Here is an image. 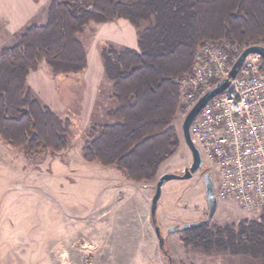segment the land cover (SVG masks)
<instances>
[{
	"label": "rangeland",
	"instance_id": "1",
	"mask_svg": "<svg viewBox=\"0 0 264 264\" xmlns=\"http://www.w3.org/2000/svg\"><path fill=\"white\" fill-rule=\"evenodd\" d=\"M35 10L31 0H0V49L19 42L17 35L11 40L8 25L26 24ZM47 14L48 9L46 18ZM78 39L87 55L83 71L55 74L43 61L27 79L34 98L61 121H69L68 149L43 151L31 159L23 149L12 148L0 138V264H169L159 249L151 205L161 176H182L192 165L182 135L188 113L180 103L173 123L179 148L152 181L130 182L116 167L85 162L82 150L90 128L114 123L108 114L118 106L102 52L106 48L136 50L138 30L124 19L91 21ZM206 174L202 170L190 180L169 181L162 188L157 226L167 238L173 264H258L248 256L206 253L186 243V232L167 234L174 226L208 219ZM261 214L245 212L230 200L221 201L207 225L211 230L236 227Z\"/></svg>",
	"mask_w": 264,
	"mask_h": 264
},
{
	"label": "trees",
	"instance_id": "2",
	"mask_svg": "<svg viewBox=\"0 0 264 264\" xmlns=\"http://www.w3.org/2000/svg\"><path fill=\"white\" fill-rule=\"evenodd\" d=\"M120 19L138 30V50H103L118 106L108 114L114 123L90 128L82 157L116 167L134 183L154 180L179 148L173 125L180 110L178 80L192 70L197 49L207 41L264 46V0H52L44 25L28 26L16 45L0 51V138L6 144L31 159L68 149L69 121L34 98L28 76L43 61L55 74L83 71L87 55L78 34L91 21ZM185 232L186 243L206 253L264 264V210L236 227Z\"/></svg>",
	"mask_w": 264,
	"mask_h": 264
},
{
	"label": "built area",
	"instance_id": "3",
	"mask_svg": "<svg viewBox=\"0 0 264 264\" xmlns=\"http://www.w3.org/2000/svg\"><path fill=\"white\" fill-rule=\"evenodd\" d=\"M254 46L227 47L207 41L199 47L192 70L178 80L181 108L189 113L209 90L228 78L241 54ZM262 63L259 55L248 56L228 91L211 100L190 129L218 202L233 201L249 213L264 210Z\"/></svg>",
	"mask_w": 264,
	"mask_h": 264
},
{
	"label": "water",
	"instance_id": "4",
	"mask_svg": "<svg viewBox=\"0 0 264 264\" xmlns=\"http://www.w3.org/2000/svg\"><path fill=\"white\" fill-rule=\"evenodd\" d=\"M250 55H259L264 60V46H254L245 50L234 64L233 69L229 74L228 78H226L216 87L208 91L198 101V103L194 106V108L186 115L182 126V135L185 144L187 145L192 155V165L190 166V168L185 169L184 174L182 176L175 174H166L161 176L158 181L156 194L153 197L152 205H151V219H152V224L155 227V233L159 241V249L162 252V254L167 258L169 264H173V259L170 256L168 249L166 248L167 238H164L162 236L161 229L159 228V226H157V218H156L158 205L162 196V188L169 181L190 180L193 178L194 175L204 170V161L202 159L201 153L199 149L196 147L195 143L193 142L191 136V132H190L191 126L195 121V119L197 118V116L202 111V109L207 105V103H209L215 97L225 93L229 89L231 82L237 78L239 70L242 68L245 59ZM204 185L206 190L205 197L207 199L208 208H209L208 219L205 221H200L198 223L184 224L182 227L174 226L173 228H170L167 231L168 235L202 228L206 226L213 219L217 211L219 202L215 196L213 180L209 174H206L204 176Z\"/></svg>",
	"mask_w": 264,
	"mask_h": 264
},
{
	"label": "crops",
	"instance_id": "5",
	"mask_svg": "<svg viewBox=\"0 0 264 264\" xmlns=\"http://www.w3.org/2000/svg\"><path fill=\"white\" fill-rule=\"evenodd\" d=\"M31 1L34 3V5H36V10L31 15L32 18L30 20H28L26 22V24H24V22H23L22 25H20V26L11 27V26L8 25V27H7L8 31H9L8 35H10V37H12L11 40H13V38L16 35L20 36L21 33L28 27V25H31V23H35L36 22L37 24H39L38 26H42V25H44L46 23L47 18L44 15H45V12L47 11L48 7H49V4H50L49 1L47 3H46V1H45V3H43V2H40L39 0H35V1L31 0ZM43 4H45V5L43 6ZM25 21H26V19H25ZM5 22H7V21H5ZM7 45L8 44L3 45L2 48L0 49V51L3 48H7L8 47ZM5 46H7V47H5ZM136 50H138V48H136Z\"/></svg>",
	"mask_w": 264,
	"mask_h": 264
},
{
	"label": "bare ground",
	"instance_id": "6",
	"mask_svg": "<svg viewBox=\"0 0 264 264\" xmlns=\"http://www.w3.org/2000/svg\"><path fill=\"white\" fill-rule=\"evenodd\" d=\"M220 83H221V82H220ZM218 84H219V83H218ZM218 84H217V85H218ZM217 85H215L214 87H216ZM214 87H213V88H214ZM213 88H212V89H213ZM209 91H210V90H209ZM227 91H228V90H227ZM223 94H224V93H223ZM223 94H221V95H223ZM219 96H220V95H219ZM217 97H218V96H217ZM215 98H216V97H215ZM212 100H213V99H212ZM207 104H208V103H207Z\"/></svg>",
	"mask_w": 264,
	"mask_h": 264
}]
</instances>
